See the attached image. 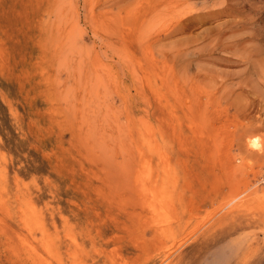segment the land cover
<instances>
[{"label": "rangeland", "instance_id": "1", "mask_svg": "<svg viewBox=\"0 0 264 264\" xmlns=\"http://www.w3.org/2000/svg\"><path fill=\"white\" fill-rule=\"evenodd\" d=\"M0 264H264V0H0Z\"/></svg>", "mask_w": 264, "mask_h": 264}, {"label": "bare ground", "instance_id": "2", "mask_svg": "<svg viewBox=\"0 0 264 264\" xmlns=\"http://www.w3.org/2000/svg\"><path fill=\"white\" fill-rule=\"evenodd\" d=\"M258 148V147H257Z\"/></svg>", "mask_w": 264, "mask_h": 264}]
</instances>
